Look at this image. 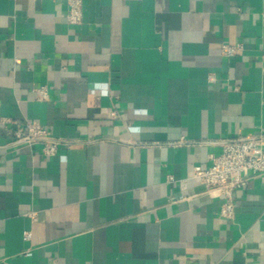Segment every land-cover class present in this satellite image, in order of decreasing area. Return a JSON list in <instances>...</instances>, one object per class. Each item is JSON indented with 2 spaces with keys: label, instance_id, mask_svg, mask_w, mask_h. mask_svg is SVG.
Instances as JSON below:
<instances>
[{
  "label": "crops",
  "instance_id": "crops-1",
  "mask_svg": "<svg viewBox=\"0 0 264 264\" xmlns=\"http://www.w3.org/2000/svg\"><path fill=\"white\" fill-rule=\"evenodd\" d=\"M67 8L0 0V264H264V174L233 217L193 176L264 131V0ZM24 121L73 144L13 143Z\"/></svg>",
  "mask_w": 264,
  "mask_h": 264
},
{
  "label": "built area",
  "instance_id": "built-area-1",
  "mask_svg": "<svg viewBox=\"0 0 264 264\" xmlns=\"http://www.w3.org/2000/svg\"><path fill=\"white\" fill-rule=\"evenodd\" d=\"M67 19L72 24L83 22V0H67ZM243 49V43H224L222 54L226 57L237 55ZM39 99H47V86L36 88ZM42 144L47 156L57 153L60 147H71L73 142L54 137L50 131L37 121L17 122L13 143ZM209 167L196 166L193 176L200 179L215 195L223 199L221 215L233 217L235 211L234 191L245 187L253 177L264 174V131L240 134L223 141L222 151L210 155ZM183 185L185 181H182ZM30 237V232L24 234Z\"/></svg>",
  "mask_w": 264,
  "mask_h": 264
}]
</instances>
